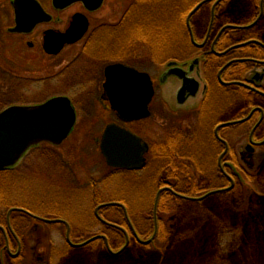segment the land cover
Instances as JSON below:
<instances>
[{
    "label": "flooded vegetation",
    "instance_id": "af4514ba",
    "mask_svg": "<svg viewBox=\"0 0 264 264\" xmlns=\"http://www.w3.org/2000/svg\"><path fill=\"white\" fill-rule=\"evenodd\" d=\"M14 1L0 0V114L13 106H39L56 97L65 96L71 100L77 118L69 137L62 144L56 145L44 141L31 146L22 154L17 164L0 169V180L3 182L0 185V205L3 199L5 200L9 197L7 188L10 180L15 178L13 175L17 169L20 178L23 180L29 178L32 170L36 178L42 180L45 176L44 173L48 169L54 182H56L55 178L59 180V175H62V185H65L64 183L70 184V186L66 187L59 184L61 186L60 193L63 194L64 192V194H67L69 192L68 195H74L76 194L74 193L75 191L77 193L81 191V194H85L86 191H90L89 188L91 186V194H89L93 197H100L102 194L101 186L105 185L107 179L111 176L116 179L118 192L123 194V189L127 184V176L133 178L145 174L149 175L152 172L149 167L152 164L151 154H154V144L144 137V133L140 131L139 127L144 124H146L144 128L147 130H149V127H153L150 121L153 120L155 115L153 104L157 87L154 76L149 71L141 69L135 63H130L139 60L140 56L144 62L150 63L152 66L157 65L163 69L159 78L160 86H164V88L162 87L163 91L173 90L171 96H175L178 111H182V117L196 116L198 123L202 115H207L210 112L209 115L212 116L211 130L215 126L213 130L214 140L216 141L215 152L217 153L218 144H221L223 148L218 159V166L221 172L219 176L226 178L229 186L213 187L206 194L233 193L236 188V181H242L243 179L240 171L237 170L238 165H241V162H245L251 167L253 165L251 159H253L258 149L264 146V73H259L255 68L262 63L258 58H238L234 55L237 49L249 48L250 45L235 47V44H229L232 41L228 37L232 33H246L251 28H245V25L238 23V25H235L236 23L229 22V14L226 13L227 8L224 5L228 0H208L206 2H204L205 0H200L197 3L191 2L189 5H186V0H174L171 4L172 7H167L166 0H129V2L126 0H109V2L104 0L100 8L96 10L90 9L83 1L74 2L62 9L56 7L53 0H37L46 11L48 15L46 18L48 19L35 25L31 24L33 16L26 17L20 22L18 21V15L13 5ZM262 3H264V0H261V6ZM199 5L201 7L191 14ZM208 5L211 6V15L207 24L204 21H206L208 16H204L205 14H202V10ZM113 7L115 8L114 16H117L115 17L117 19L115 22H111L106 17L111 15ZM67 10H72V12L70 11L71 14L67 13V17H62V14H65ZM99 11L104 12L105 16H100ZM76 15L88 20V29L83 39L73 45L66 44L57 54L51 53L48 50L50 46H47L48 33L58 34L66 32ZM201 15V20L197 19ZM172 16L177 18L176 23L174 27H168L170 23L167 24V22L172 21ZM128 26L136 27L135 31L128 30ZM138 27H140V30ZM182 31L186 36H189L191 45L177 41L178 37L183 35ZM129 32L132 36L146 37L139 44H142L149 51L145 53L140 51V47H138L140 45L137 43L138 38L135 36L134 45H124L126 43L124 36ZM202 33L204 37L200 42L198 36ZM165 34H168L171 39H175L173 45L170 46L176 47L178 49L177 53L180 52L181 55L172 58L170 55L171 51L167 47H159L151 43L150 37L153 38L154 35L163 36ZM172 34L176 35V37L172 38ZM107 35L113 37L114 44L99 43V39ZM81 42H83L82 52L88 55L95 64L104 62V65L100 70L86 72L81 77L85 81V85L82 88L87 90L83 96L89 97L85 104L80 105V110L70 91H75L76 85H80L83 82L76 80V77H74V70L72 69L73 58L64 56L70 48ZM135 43L137 46H135ZM255 46H260L259 48L264 50V45L263 47L260 44ZM50 48H53L52 45ZM141 50H143V47ZM131 59L133 60L130 61ZM172 62L175 63L174 67L178 66L183 69L184 76L182 78L170 76L165 82H162L164 75L171 69L169 64ZM115 63H124L140 71L147 72L154 80L155 94L149 105L151 115L148 118L126 122L106 99V67ZM250 64L254 66L252 67ZM245 65L248 67L243 68L244 70H236ZM261 67L264 68V63ZM60 87L64 91H60ZM180 89H182V104H179L178 101ZM163 93L162 96H170L169 93ZM12 96H14V99ZM16 96L18 100L15 99ZM240 101H243V103ZM234 102H240L245 107L235 114H228L226 120L219 121L218 117L216 119L218 111H220V115L227 110L232 111ZM107 115L111 116V119L106 122L105 117ZM81 123L85 124V135L89 139L80 146L83 156L79 158L80 162L77 163L78 159H70L67 156L74 152V147L70 143H66V141L72 138ZM111 123H116L126 128L147 143L143 168L130 169L108 165L101 151V143L104 131ZM224 123L231 124L219 128ZM241 127H245V132L248 134L247 143L243 150L242 142L239 143L235 139H227L223 135L224 129L234 132ZM195 132L198 131L196 130ZM189 133L182 127L183 152L187 151L192 156L196 152L198 157L199 148L194 146L193 150L188 148V151L183 147L188 142H197L195 138L192 139L190 137L188 139ZM184 153H182V173H172L171 169L163 168L167 169L169 178L157 191L159 204H156L155 201L152 216L154 227L148 239H143L142 233L136 228L132 220L133 215L125 200L109 203L116 204L111 205V207L116 206L117 213L120 211L123 218L120 222H112L104 215V209L109 206H100L108 203L97 204L95 215L98 218V222L104 224L108 229L116 230L123 237L126 244L131 241L153 244L159 237L161 227L164 226L165 216L161 218L160 215L167 211V208L160 204L161 198L170 194V196L172 195L177 199L186 198L189 201H203L199 199L203 198V195L194 196V192L201 188L196 182L202 181L208 176L207 170L216 162V158L212 163L208 162V160H204L202 163V160L194 156L197 166L194 169L187 160L188 154ZM100 157L103 158L102 161H99ZM170 161L175 162L176 159L171 158ZM41 165L43 166L41 167ZM85 166L88 168L87 171H89L87 173L89 179L82 182L79 171H82ZM106 168H109L110 172H112L109 173V176ZM204 172L206 176L201 178L200 176H204ZM67 173H69V176L66 175ZM177 175L182 176V183L185 181L183 179L188 180L183 186L185 189L188 184L189 186H194L193 191L189 190L183 193L174 189L173 181L175 179H171V177L173 178ZM245 175L249 176L248 174ZM68 187H73L74 189L70 190ZM185 189L182 191H186ZM162 202L164 203V200ZM22 216L34 222L36 229L39 228L40 222L43 221L64 224L67 229V241L70 239L74 244H82L93 237L104 236L106 238L101 237L94 241H104L107 248L110 247L111 238L106 231L95 234V236H91L85 241L74 242L72 239V225L67 219H48L29 208L12 206L7 210L5 219H3L4 216H0V246L4 245L6 253L14 259L21 258L26 244L25 238L19 232L20 227L25 225L20 219ZM49 220L58 221L50 222ZM147 221L149 219L147 220L146 218L145 223ZM148 241L151 242L146 243ZM1 257L0 249V259Z\"/></svg>",
    "mask_w": 264,
    "mask_h": 264
},
{
    "label": "rangeland",
    "instance_id": "374dc122",
    "mask_svg": "<svg viewBox=\"0 0 264 264\" xmlns=\"http://www.w3.org/2000/svg\"><path fill=\"white\" fill-rule=\"evenodd\" d=\"M126 1L129 2V0ZM173 1L166 0L167 7H172ZM199 1L186 0V5ZM224 5L227 8L226 13L229 14L230 23L234 22L235 25L241 24L245 25V28H251L250 31L243 34L232 33L228 39L234 37L235 39H231V41L235 46L239 45L240 47L246 46V43L250 40H259L263 47L264 3L261 6V0H228ZM210 7L208 5L202 10V14L208 16L204 21L207 24L211 15ZM70 11L72 12V10H67L65 14H62V17H67V13L70 15ZM114 11L115 8L113 7L111 15L106 16L111 22L117 20ZM98 13L100 16H105L102 11ZM201 18L202 15L197 19L201 20ZM176 20L177 18L172 16V21L167 22V24L170 23L168 27H174ZM182 34L177 41L191 45L189 36H186L183 31ZM173 37H176V35L172 34ZM203 37L202 33L198 36V40L201 42ZM174 40L168 34L163 36L154 35L153 38H150L152 44L167 47L171 51L172 58L181 55L180 52L177 53L178 49L176 47H171ZM113 42V37L110 35L99 39L101 44L111 45L114 44ZM139 45L138 47H140L142 53L149 51L142 44ZM247 45H250V47L237 49L234 55L238 58H258L262 61V65L264 63V50L261 51L258 48L260 46H255L258 45L256 42ZM142 47L144 51L141 50ZM82 48L83 42L70 48L64 56L73 58L74 77H76V80L83 82L76 85L75 91H70L80 110V105L85 104L89 97L83 96L87 90L82 88L85 81L81 77L86 72L100 70L104 65V62L95 64L88 55L82 52ZM139 58L136 62L130 63H135L141 69L149 71L154 76L157 87L153 104L155 115L153 120L150 121L153 127H149V130L144 128L146 124L139 127L140 131H143L144 137L154 144V154H151L152 164L149 167L152 172L149 175L145 174L133 178L127 176V184L123 189V194L118 192L116 179L111 176L107 179V183L101 186L102 194L100 197H93L90 195L91 186L90 191H86L85 194H81V191H78V193L75 191L76 194L74 195H68L69 192L67 194L60 193L61 186L66 187L70 184L64 183L65 185H62V175H59V180L55 178L56 182H54L48 169L42 180L36 178L32 169L29 178L23 180L20 178L17 169L13 175L15 178L10 180L7 188L9 197L3 199L0 205V216H4L3 219H5L7 210L12 206L29 208L48 219L65 218L72 225V239L74 242L85 241L89 237L95 236V234L106 231L110 234V247L107 248L104 241L101 240L90 242L82 247L71 246L67 241V229L64 224L43 221L36 229L34 222L22 216L20 219L25 225L23 227L19 226V232L26 241L23 255L21 258L14 259L6 253L4 245H1L2 257L0 264H264V146L260 147L251 159L253 163L251 167L245 162L238 165L237 170L240 171L243 179L238 181L239 183L236 181V188L233 193L206 194L213 187L229 186L228 180L221 175L219 176L221 172L218 159L223 148L221 144H218L217 153L215 152L216 141L213 136L215 126L211 130L210 125L212 116L209 115L210 112L207 115H202L198 126L196 116L182 117V111H178L175 96H171L173 90L163 91L162 87L164 88V86H160L159 78L163 69L157 65L152 66L150 63L144 62L141 56ZM250 65L254 66L253 64ZM261 65L255 68L259 73H264V68ZM246 67L248 66H241L236 70L241 71ZM60 91L64 90L60 87ZM162 93H169L170 96H162ZM12 98L14 99V96ZM15 99L18 100V97L16 96ZM240 102L243 103V101ZM240 102H234L233 110L225 111L221 114L222 116L218 111V115L215 114L217 115L216 119L218 117L219 121H223L228 118V114L237 113L245 107ZM110 119L111 116L109 115L105 117L106 122ZM136 126L134 128L137 129ZM182 127L190 132L188 139L190 137L197 139V142H188L183 147L189 151L188 148L193 150L196 146V148H199L198 157L196 152L193 156L187 151H184V153L182 143L174 146V148L179 149L178 155L188 154L187 160L194 169L197 167L194 156L202 160V163L204 160L212 163L216 158V164L214 163L207 170L208 176L205 178L206 174L204 172V176L200 177L205 179L196 182L201 188L198 189L199 192H194V196L203 195V201H189L186 198L177 199L171 195L172 198L169 197L171 202L164 201L163 203L161 198L160 204L163 207L165 206L168 212H163L161 215L159 212L161 218L165 216V221H163L164 226L161 227L157 240L150 245L133 241L126 244L123 237L116 230L108 229L104 224L98 222L95 207L99 203L125 200L133 215L132 220L136 228L142 233L143 239H148L154 227L152 216L157 191L169 178L167 169H163L167 164V157L163 154L165 152L163 146L173 140L172 138L177 139L178 136L182 140ZM78 128L72 138L66 141V143L73 145L74 152L70 155L64 154L69 156L70 159H78L77 163L80 162L79 158L83 156L80 146L89 139L85 135V124L81 123ZM196 130L198 132H195ZM223 135L227 139L242 142V150L247 143L248 134L245 132V127H241L234 132L224 129ZM102 160L103 158L100 157L99 161ZM176 165H182V156H178ZM83 168L79 172L80 179L85 182L89 179L87 175L89 171H87L86 166ZM110 171L109 168H106L108 176L109 173H112ZM245 174L249 176L247 177ZM66 175L69 176V173ZM183 180L185 181L182 183V190L185 189L183 184L188 181ZM2 184L3 182L0 180V185ZM115 207L109 206L104 209L103 213L110 221L120 222L123 218L120 211L117 213ZM146 218L149 219L147 223H145Z\"/></svg>",
    "mask_w": 264,
    "mask_h": 264
},
{
    "label": "water",
    "instance_id": "95a60500",
    "mask_svg": "<svg viewBox=\"0 0 264 264\" xmlns=\"http://www.w3.org/2000/svg\"><path fill=\"white\" fill-rule=\"evenodd\" d=\"M78 1H83L90 9L96 10L104 0H53V3L63 9ZM206 1L208 0L204 2ZM13 5L19 22L30 16H33L32 25L48 19L46 11L37 0H15ZM87 29V18L76 15L66 32L48 33L47 46L53 47L52 49L49 47L48 50L54 54L59 53L66 44L72 45L83 39ZM251 42L261 43L250 40L246 45ZM174 64L173 62L169 64L171 69L164 75L162 82L170 76L179 78L184 76L183 69L174 67ZM106 77V99L124 121L142 120L151 115L149 105L153 100L155 87L152 77L147 72L124 63H115L106 67ZM178 95V101L182 104V89L179 90ZM76 118L72 102L65 96L56 97L39 106H13L4 111L0 114V169L17 164L22 154L31 146L44 141L56 145L62 144L69 137ZM229 124L231 123L221 124L219 128ZM101 151L110 166L141 169L145 165L147 143L126 128L111 123L103 134ZM107 205L112 204H104L100 207ZM101 237L104 236L93 237L82 244H74L70 239L68 241L72 246L81 247ZM149 242L151 241L146 243Z\"/></svg>",
    "mask_w": 264,
    "mask_h": 264
},
{
    "label": "trees",
    "instance_id": "16d2710c",
    "mask_svg": "<svg viewBox=\"0 0 264 264\" xmlns=\"http://www.w3.org/2000/svg\"><path fill=\"white\" fill-rule=\"evenodd\" d=\"M135 28L136 27H134V26H130V27L128 26V30H131V31H135ZM138 28L140 30V27H138ZM134 36L136 38H138V41H137L138 43H142L141 41L143 39H146V37L143 38V37H137L136 35H134ZM134 36H132V34H130V32L127 33L124 36V39L126 40V43H124V45H128V46L134 45V41H135L134 40ZM150 38H152V37H150ZM231 39L234 40L235 38L231 37ZM229 44H233V42L229 43ZM260 50L262 51V48H260ZM260 50H259V52H261ZM257 52H258V50H257ZM172 139L173 140H171L169 143L164 144V146H163V149L165 150V152L163 154L166 155L167 159H169L167 161V164L164 167L167 168L168 170L171 169L172 173H178L179 174V173H182V165L181 166H177L176 164L178 163V156L181 157L182 155L181 154L178 155L179 149L178 148H174V146L177 145V144L182 143V140H180L179 136H178L177 139H174V138H172ZM171 158H175L176 161L175 162L170 161ZM172 179H175L173 181L174 189H176L178 191H181L183 193L184 192L186 193L189 190L193 191L194 186H189V184H188V186H186V189H185L186 191H182V176H178L177 175L176 177H173ZM169 197H171L170 194L169 195H165L162 199L164 201H168Z\"/></svg>",
    "mask_w": 264,
    "mask_h": 264
}]
</instances>
